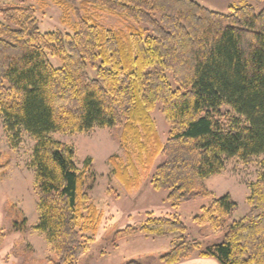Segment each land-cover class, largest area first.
Wrapping results in <instances>:
<instances>
[{
	"label": "trees",
	"instance_id": "16d2710c",
	"mask_svg": "<svg viewBox=\"0 0 264 264\" xmlns=\"http://www.w3.org/2000/svg\"><path fill=\"white\" fill-rule=\"evenodd\" d=\"M31 1L0 0V115L7 139L21 131L35 139L38 222L32 229L44 235L52 253L48 264H77L102 217L86 191L90 159L80 170L74 150L49 133L95 126L121 130L126 158L111 155L108 161L125 190L137 189L162 156L151 185L167 189L174 207L211 199L193 222L213 233L223 230L221 241L202 247L184 235L187 227L176 215L149 213L142 223L117 230L114 240L177 234L159 255L162 264L196 254L219 264H264V164L239 219L231 194L216 196L204 183L221 172L227 157L264 154V0H253L260 9L230 4L226 13L197 0H36L41 9L49 1L61 9V23L71 29L65 33L41 32ZM105 14L121 27H103ZM157 104L168 125L165 142L151 115ZM7 167L8 161L0 173ZM5 238L0 231V247Z\"/></svg>",
	"mask_w": 264,
	"mask_h": 264
},
{
	"label": "rangeland",
	"instance_id": "374dc122",
	"mask_svg": "<svg viewBox=\"0 0 264 264\" xmlns=\"http://www.w3.org/2000/svg\"><path fill=\"white\" fill-rule=\"evenodd\" d=\"M197 1L210 10L222 13L228 11L230 4L249 3L258 9L262 7L253 0ZM30 4L36 9L41 32L55 30L71 32L69 26L61 23L62 11L55 3L49 1L44 9L39 8L36 0ZM99 23L107 29L121 27L116 17L107 14L100 17ZM50 60L56 66L59 64L54 58ZM223 109L226 110L228 107ZM151 115L161 141L165 142L168 125L159 104L155 106ZM237 116L244 121L243 116ZM3 124L4 117L0 115V165L8 161L7 169L0 173V231L6 234L5 241L0 247V257L6 264H48L46 259L51 257L52 253L44 235L32 229L38 222L36 195L33 189L34 169L31 166L35 139L21 131L18 138H12L11 141L6 137ZM120 132V128L116 127L95 126L84 132L49 133V137L66 143L74 150L75 163L80 170L85 160L90 159L93 178L88 180L86 191L102 214L93 241L88 244L86 252L79 258L77 264H124L146 257L151 259V264H162L158 259L159 255L170 249L171 244L178 238L177 234L163 237L135 234L114 240V233L117 230L127 225L142 223L149 213L153 216L176 215L187 227L184 235L189 240L201 241L202 247L221 241L223 230L213 233L210 229L193 222V216L199 213L201 207L207 206L211 199L195 198L174 207L166 199L167 189H155L151 185L154 168L162 161V156H158L152 170L143 175L137 189L125 190L113 176L112 166L108 161L111 155H117L122 161L126 158L125 151L119 143ZM130 153L135 158L134 150L130 149ZM263 164L264 154L227 157L221 172L205 180V186L214 195L231 194L238 204L233 214L234 219H239L247 213L246 199L250 194V185L262 172ZM8 201L12 203L14 209L8 206ZM23 218L24 231L19 225ZM197 257L199 256L196 254L187 259L189 261H183H186L185 264L188 262L192 264L194 262L190 259Z\"/></svg>",
	"mask_w": 264,
	"mask_h": 264
},
{
	"label": "crops",
	"instance_id": "0c3cea01",
	"mask_svg": "<svg viewBox=\"0 0 264 264\" xmlns=\"http://www.w3.org/2000/svg\"><path fill=\"white\" fill-rule=\"evenodd\" d=\"M190 260H193L194 263L192 264H219L218 262H216L213 258H202V257H197V258H192ZM189 261V260H186ZM186 261H183L181 263L178 264H185ZM189 263V262H188ZM187 263V264H188ZM0 264H6L5 262H2V258L0 257Z\"/></svg>",
	"mask_w": 264,
	"mask_h": 264
}]
</instances>
